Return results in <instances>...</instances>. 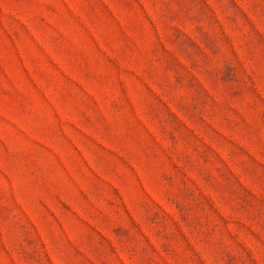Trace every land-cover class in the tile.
Returning <instances> with one entry per match:
<instances>
[{
  "label": "rangeland",
  "instance_id": "obj_1",
  "mask_svg": "<svg viewBox=\"0 0 264 264\" xmlns=\"http://www.w3.org/2000/svg\"><path fill=\"white\" fill-rule=\"evenodd\" d=\"M0 264H264V0H0Z\"/></svg>",
  "mask_w": 264,
  "mask_h": 264
}]
</instances>
